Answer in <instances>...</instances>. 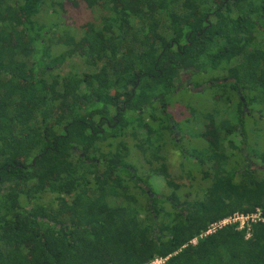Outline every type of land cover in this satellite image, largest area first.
I'll list each match as a JSON object with an SVG mask.
<instances>
[{"label": "trees", "instance_id": "obj_1", "mask_svg": "<svg viewBox=\"0 0 264 264\" xmlns=\"http://www.w3.org/2000/svg\"><path fill=\"white\" fill-rule=\"evenodd\" d=\"M60 5L0 0V264H264V221L205 234L235 212L264 218V148L244 128L262 103L264 140V0H114L84 31V70L63 75L78 49L47 40ZM202 72L228 104L190 107L198 136L207 142L210 116L219 136L186 153L169 108ZM166 141L195 168L171 172ZM129 143L147 175L128 161Z\"/></svg>", "mask_w": 264, "mask_h": 264}, {"label": "rangeland", "instance_id": "obj_2", "mask_svg": "<svg viewBox=\"0 0 264 264\" xmlns=\"http://www.w3.org/2000/svg\"><path fill=\"white\" fill-rule=\"evenodd\" d=\"M61 3L60 6H57L58 11L56 12L55 20L60 24L58 28H56V32L49 34L47 36L48 42L52 44V48L55 51H61L65 47L76 46L78 49V54L73 56L71 60H67L60 69L55 70V72H59L61 75L67 72H73V70L83 71L85 66L83 62V46L86 44V39L84 36V31L95 24H100L99 14L101 10L108 9L107 7H111L114 0H110L109 3H103L102 0H95V7H88L87 3L84 0H57ZM136 1V0H132ZM117 3V2H116ZM118 4V3H117ZM43 16L48 15L45 11H43ZM47 18H49L47 16ZM41 21L49 24V20L40 18ZM54 19V18H53ZM260 35V34H259ZM260 37V36H259ZM262 40V37L259 38ZM262 55V53H261ZM212 75V74H211ZM213 76H216L214 73ZM186 79V76H183ZM190 76V80L199 81L201 84L197 86L196 84H192L191 88H184L177 92L176 96L173 98V103L171 102L169 110L175 117L176 129H177V139H182V147L185 152H191L194 149L204 148L206 145L210 147V145L214 148L218 146V136H219V127L212 120L211 116L207 118L204 127L202 125V130L205 131V138L207 142H205L204 138H201L199 132L201 131V125L195 126L192 115L190 114L191 108L198 111L200 114H206L214 110L215 108L219 109L221 112L224 107L228 104L227 100H224L225 94L218 92V88H210L204 87L203 84L207 80H209L208 75L205 72H202L198 75ZM51 91L54 95H57V84L53 81H48ZM200 87H203L201 90ZM198 88V89H197ZM230 96L232 97V102L230 106L235 107V99L236 94L230 92ZM224 96V98L222 97ZM248 104V103H247ZM191 107V108H190ZM254 118H248L244 122V128L246 130V134H248L249 143L256 148V150H262L264 148V140L262 141V120L257 121L259 126L255 125L254 120L258 119L257 114H262V103L254 104ZM83 109H85L83 107ZM236 124L232 126L234 129ZM232 141L229 142L234 145H240L239 138L234 136V139L231 138ZM130 145V154L128 157V161L134 168L137 170L138 175L145 176L148 174V166L145 163L143 156L141 153L135 151L136 149L133 147L132 143ZM234 145L231 147L234 148ZM162 149L165 154V161L169 164V168L171 172L174 174L180 172L179 164H183L182 169L188 173V169L195 168V160L193 158H188L187 156H181V152L174 147L173 144H167V141L163 144ZM232 149V148H231ZM156 158V157H155ZM258 163V161H256ZM260 164V162L258 163ZM213 169L214 173L217 170L215 165L207 166L205 169ZM199 177V176H198ZM177 183L187 184L189 183L188 176L185 174L182 179H174ZM200 180V178H199ZM149 183L156 192L166 193L164 191L165 185L160 177L151 176L149 178Z\"/></svg>", "mask_w": 264, "mask_h": 264}, {"label": "built area", "instance_id": "obj_3", "mask_svg": "<svg viewBox=\"0 0 264 264\" xmlns=\"http://www.w3.org/2000/svg\"><path fill=\"white\" fill-rule=\"evenodd\" d=\"M256 221H264L261 211L258 208L254 212L250 213L235 212L227 217H224L209 224L207 230L205 231V234L213 233L226 225L232 224H235L238 229L248 228L252 222ZM196 241L197 239L193 238L191 240V243L195 244ZM162 262V258H155L148 264H161Z\"/></svg>", "mask_w": 264, "mask_h": 264}, {"label": "flooded vegetation", "instance_id": "obj_4", "mask_svg": "<svg viewBox=\"0 0 264 264\" xmlns=\"http://www.w3.org/2000/svg\"><path fill=\"white\" fill-rule=\"evenodd\" d=\"M188 84V86L192 89L193 87H192V83H187ZM198 89V88H197Z\"/></svg>", "mask_w": 264, "mask_h": 264}]
</instances>
